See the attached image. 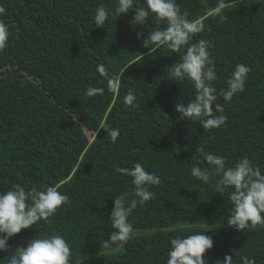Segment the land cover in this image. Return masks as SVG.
<instances>
[{"label":"trees","instance_id":"1","mask_svg":"<svg viewBox=\"0 0 264 264\" xmlns=\"http://www.w3.org/2000/svg\"><path fill=\"white\" fill-rule=\"evenodd\" d=\"M176 3L187 19L204 25L193 42L209 41L217 94L237 64L250 68L245 91L223 103L227 120L219 128L205 130L175 111L177 102L196 94L191 81L168 79L183 51L161 45L149 53L143 46L166 23L150 16L133 25L129 10L96 26L97 8L113 9L115 0H0V20L9 29L0 50V192L15 184L40 191L53 186L70 200L9 238L0 264L31 239L53 234L69 244V264H166L170 239L199 232L213 239L207 264H220L226 255L233 264H243L242 257L264 264V224L227 225L233 189L214 193L218 178L203 159L221 155L231 167L247 157L264 174V0ZM90 88L102 91L89 96ZM129 89L134 106L122 102ZM105 123L119 130L115 143L101 129ZM135 163L161 183L129 216L127 242L105 246L115 231L109 224L114 199L133 187L132 178L115 169ZM193 166L206 170L209 182L193 177Z\"/></svg>","mask_w":264,"mask_h":264},{"label":"clouds","instance_id":"2","mask_svg":"<svg viewBox=\"0 0 264 264\" xmlns=\"http://www.w3.org/2000/svg\"><path fill=\"white\" fill-rule=\"evenodd\" d=\"M129 10H134L130 21L133 25H144L150 16L158 25L166 23L164 29L158 28L144 38L143 46L149 53L161 45H167L172 52L183 51L180 62L168 69L169 80L176 83L189 80L196 89L194 99L187 103L177 102L175 105L181 120L199 121L205 130L223 126L227 120L222 115L223 103L230 102L234 95L245 91L250 68L245 64H237L227 79L226 88L217 94L211 83L217 79V74L209 52V41L199 39L193 42L195 35L204 31L203 24L187 19L176 0H145V6H137L136 0H115L113 9L101 4L94 14V24L102 27L110 15L118 17L127 14ZM4 12L5 8L0 6V15ZM8 40V26L0 20V50L6 47ZM99 68L103 71V66ZM101 91L99 88H90L86 94L92 96ZM218 98H222L223 102L215 103ZM135 100L134 90L129 89L122 102L126 106H134ZM101 129L106 131L111 142L117 141L120 134L118 129L111 128L107 123L102 124ZM198 151L203 152V149ZM203 159L218 178L214 193L223 195L226 189H233L229 193L231 208L227 225L236 230H245L250 225L264 224V174L259 167L254 166L247 157L240 158L231 167L226 166V158L221 155L205 153ZM115 171L131 177L133 187L131 191L114 199L109 224L115 231L108 234L105 246L109 242H127L133 232L129 216L138 205L143 206L154 198V193L149 189L161 183L158 175L146 171L140 163H135L130 169L116 168ZM191 175L204 182L210 180L208 172L198 166L192 167ZM69 203V197L53 186L40 191L35 187L25 188L15 184L6 192H0V252L8 250L9 238L22 229H29L37 222L47 220L58 208ZM212 247V237L201 232L172 238L166 264H207L203 257ZM70 256V246L62 235L37 236L24 247L18 248L8 264H69ZM241 259L243 264H255L254 259ZM219 262L233 264V258L226 255Z\"/></svg>","mask_w":264,"mask_h":264}]
</instances>
